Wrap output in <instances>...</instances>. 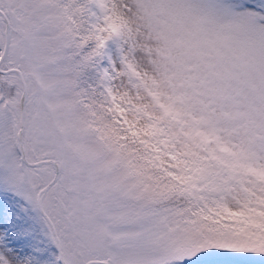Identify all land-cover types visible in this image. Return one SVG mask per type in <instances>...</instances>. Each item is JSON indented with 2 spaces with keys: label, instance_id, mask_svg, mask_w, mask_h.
I'll return each mask as SVG.
<instances>
[{
  "label": "snow or ice",
  "instance_id": "6c2138e0",
  "mask_svg": "<svg viewBox=\"0 0 264 264\" xmlns=\"http://www.w3.org/2000/svg\"><path fill=\"white\" fill-rule=\"evenodd\" d=\"M0 264H264V0H0Z\"/></svg>",
  "mask_w": 264,
  "mask_h": 264
}]
</instances>
